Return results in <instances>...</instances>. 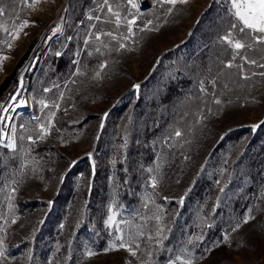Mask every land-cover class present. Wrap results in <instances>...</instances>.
<instances>
[{
  "label": "rangeland",
  "instance_id": "374dc122",
  "mask_svg": "<svg viewBox=\"0 0 264 264\" xmlns=\"http://www.w3.org/2000/svg\"><path fill=\"white\" fill-rule=\"evenodd\" d=\"M135 2L138 9L128 0H108V4L104 0H29L27 6L24 0H0V57H7L0 61V105L9 108L7 113L0 108V115L8 117L0 123V248L5 253L0 264H58L52 260L59 248L57 240L48 230L39 234L42 216L35 212L22 216L13 206L18 181L28 196L43 193L48 199L53 197L54 180H45L43 164L31 153V145L38 141L59 145L70 157L86 152L93 164L108 167V187L98 210L83 207L84 198L78 192L70 202L69 213L84 228L94 220L92 236L73 243L71 253L76 257L72 264H143L145 260L168 264L180 249H173L163 260L154 256L149 237L157 227L165 228L170 211L185 215L187 239L198 248L184 249L191 252L195 264H264V166L244 165L241 177L249 185L238 197L225 198L222 192L230 182L226 165L233 150L210 159L216 136L228 125L253 128L264 121V67L259 66L264 64V45L245 36L252 47L238 54L221 39L229 32L236 39L244 35L231 28L238 24L231 15V0H187L175 5L162 0ZM109 6L120 13L119 25ZM208 8L221 9L218 18L222 19L205 28L194 52L157 74L163 52L183 44ZM81 14L83 20L75 22ZM125 18L136 19L131 32ZM24 21L28 25L21 29ZM66 28L71 30L68 40L73 39L66 60L70 71L63 79L52 74L45 59L54 39ZM109 32L115 40L104 35ZM120 43L126 47L120 49ZM229 63L232 67H226ZM180 81L183 87L175 85L182 88L177 96L167 91L166 83ZM14 94L17 99L12 101ZM122 98L130 104L119 127L138 198L133 207L120 204L112 156L97 143L102 123L96 120L81 125L86 114L96 111L105 116ZM41 125L49 129L43 139ZM13 129L14 151L6 147L4 139L5 134L12 137ZM207 162L214 168L211 179L220 195L215 201L210 197L215 205L205 214L189 196L199 168ZM62 164L65 167L64 161L53 166L58 171ZM110 216L114 217L112 223ZM156 216L162 219L157 221ZM246 217L249 220L244 223ZM8 228L34 237L36 247L27 256L15 255L10 250L13 239ZM119 236L140 245L135 257L119 248ZM89 251L94 255H87Z\"/></svg>",
  "mask_w": 264,
  "mask_h": 264
},
{
  "label": "trees",
  "instance_id": "16d2710c",
  "mask_svg": "<svg viewBox=\"0 0 264 264\" xmlns=\"http://www.w3.org/2000/svg\"><path fill=\"white\" fill-rule=\"evenodd\" d=\"M71 5L72 3L70 2V8ZM220 10L216 9L213 11V8H208L200 14L186 41L163 52L156 67L157 74L168 69L169 63L186 58L200 46L202 32L205 28L222 19L223 16L218 18V15H221ZM75 20V22L83 20V15H77ZM70 32V28H66L61 36L54 39L51 52L45 59V63L49 65L48 68L52 74L63 79L70 71L67 67L68 62H66L70 54L71 40L73 39L68 40ZM57 42L58 45H56ZM60 42L61 44H59ZM189 82L191 80L187 81V83ZM177 84H180L179 86L181 87L183 83L181 81L175 84L173 82L166 83L167 91H171L173 95L177 96L178 92H180L179 90L182 89L179 86H175ZM121 100L124 101L111 107L105 116L96 111L86 114L81 125L83 126L96 120L102 123V131L97 143L101 147L108 149V153L112 156L115 185L120 204L126 207H133L137 203L138 198L134 190V177L128 171L129 159L119 127L120 119L130 104L127 98H122ZM212 146L210 159H215L219 154L233 150L230 155V161L226 165V173L230 176V182L222 193L225 198L238 197L243 194L245 187L249 185L242 180V167L244 165L256 166L257 168L264 166V123H261L256 129L240 124L228 125L223 132L216 136ZM31 153L37 161L43 164L42 172L45 180L50 178L54 180L55 191L53 197L48 199L43 193L28 196L23 192V185L18 181L14 183L16 190L13 197V206L16 212L22 216H27L34 212L38 213L40 217L42 216L39 234H46L45 230H48L54 239L57 240L59 247L52 260L58 264H72L73 258L76 257L71 253L72 245L83 237L92 236L90 235V229L94 220H92V223L90 222L89 227L84 228L77 222L76 217L69 213L71 210L70 202L75 199L78 192V195L80 194L84 198L85 205H82L83 207H92L94 210H98L108 187V167L98 163L93 164L86 152L70 157L66 154L64 148L59 145H52L50 141L33 143L31 145ZM56 161H64L65 167L62 164L63 168L56 171L53 166ZM213 173L214 168L208 162L199 168L192 182L189 196L192 204L203 207L205 214H208L211 204L215 205L210 203V197L215 201V198L220 195V188L211 179ZM158 199L160 198L158 197ZM159 201L166 204L162 200ZM219 217L221 216L218 215L217 219ZM7 231L11 239H13L10 244V250L14 251L15 255L27 256L36 247L34 237L22 235L19 229L8 228ZM155 233L156 231L153 232V237H155ZM187 233L185 215L181 212L175 216L170 211L163 234L164 238L159 244H157L156 239L151 240L154 256L161 257L164 260L169 257L173 249H184L185 247L197 249L196 243H188ZM13 234H17L19 237L12 238L11 235ZM15 238L17 242H15Z\"/></svg>",
  "mask_w": 264,
  "mask_h": 264
},
{
  "label": "snow or ice",
  "instance_id": "6c2138e0",
  "mask_svg": "<svg viewBox=\"0 0 264 264\" xmlns=\"http://www.w3.org/2000/svg\"><path fill=\"white\" fill-rule=\"evenodd\" d=\"M162 2H166L169 5H175L178 2L179 3H187V0H162ZM25 6L28 5L29 0H24ZM105 4H108V0H104ZM128 3L131 5L132 8L138 9V4L135 2V0H128ZM3 10H0V14H2ZM108 11L113 14L116 18L117 25L121 22L120 13L117 11H114L111 6L108 7ZM231 15L235 18V20L238 22L233 23L231 25V28H238V31L242 34L241 38L236 39L233 37L232 33L229 32L225 36H223L221 39H223L225 42H227L236 52L239 54L242 50L252 47L251 44L247 43L244 39L245 36H247L250 40L254 41L255 44L264 45V0H231ZM91 19V17H89ZM96 19H100L99 17H96ZM126 19V23L128 25V31H132V25L136 24V19ZM149 24L151 21L148 22ZM28 25V21H24L21 25V29L23 27H26ZM18 36V31L16 33ZM104 35L112 36V38L115 40L116 37L113 36L111 32L104 33ZM97 40L101 39L100 35L96 36ZM87 43V41H85ZM10 46V45H9ZM126 45L124 43L119 44V48L123 49ZM97 52L100 51V49H96ZM59 55V53H57ZM247 63L250 64H257V61L254 59H249L248 57H242ZM7 57H0V61L6 60ZM106 65H102L101 67H105ZM260 67H264V64H260ZM226 67H232V64H227ZM100 73H97V76H99ZM261 75H264V73H261ZM247 78V77H245ZM137 89L139 88V85H135ZM47 91V89L45 90ZM17 99L16 94L12 95L10 97V100L15 101ZM26 103V102H25ZM40 103L43 105V107L47 108L48 105L44 103V101H40ZM219 103V101H217ZM58 107V106H57ZM0 108H2L4 113H7L9 111V108L7 106L0 105ZM54 115V113L52 114ZM107 115V114H106ZM8 120V117L5 115H0V123L6 122ZM264 123V122H262ZM259 127V125H254L253 128ZM14 129H13V135L9 139L8 136L5 134L4 139L7 141L6 147L9 149H12L13 151L16 149V137L14 135ZM41 132L43 135H41V139L44 138V135L49 134V129L45 128L44 125H41ZM177 136L180 135L179 132L176 133ZM29 140H32V137H28ZM34 142V141H33ZM152 187L155 189L157 187L156 184V178L153 177ZM223 191V189H221ZM13 192H15V189H13ZM51 203V202H49ZM181 204H183V198H181L180 201ZM109 223L113 222L114 217L110 216ZM155 219L157 221H160L162 219L161 216H156ZM249 220L248 217L245 218L244 223H247ZM240 225L237 224L236 228H239ZM235 230V228L233 229ZM164 227H157L155 237H149V239H156L157 244H159L162 239L164 238ZM142 235V233L140 234ZM196 239H200V237H196ZM227 237H225V240ZM117 240L120 241L119 248L126 249L133 257L137 255V252L140 248L139 244H136L134 240L130 239L128 241L124 240L123 236L117 237ZM189 244L192 243V240L190 239L188 241ZM3 244V241L0 240V245ZM112 248H115L116 245L113 244L111 246ZM87 255L92 256L94 253L92 251H89ZM151 253H149V256ZM5 253L2 248H0V257H4ZM49 264H51V261H49ZM143 264H151L149 260L143 261ZM168 264H195L194 259L192 258L191 252H189L187 249H180L179 254L175 256V258H170L168 260Z\"/></svg>",
  "mask_w": 264,
  "mask_h": 264
},
{
  "label": "water",
  "instance_id": "95a60500",
  "mask_svg": "<svg viewBox=\"0 0 264 264\" xmlns=\"http://www.w3.org/2000/svg\"><path fill=\"white\" fill-rule=\"evenodd\" d=\"M25 107L28 108V104Z\"/></svg>",
  "mask_w": 264,
  "mask_h": 264
}]
</instances>
